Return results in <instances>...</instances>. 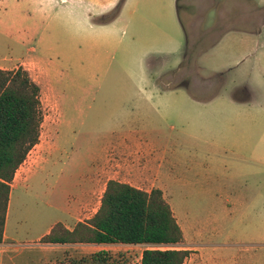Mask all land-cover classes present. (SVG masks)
I'll return each instance as SVG.
<instances>
[{
  "label": "rangeland",
  "instance_id": "obj_1",
  "mask_svg": "<svg viewBox=\"0 0 264 264\" xmlns=\"http://www.w3.org/2000/svg\"><path fill=\"white\" fill-rule=\"evenodd\" d=\"M5 4L0 69L28 71L41 88L43 112L40 143L12 184L10 223L21 228L20 241L31 238L34 225L42 231L64 219L68 198L79 193L104 150L134 140L151 154L121 153L120 165L161 167L163 184L152 179L137 187L163 192L184 234L175 249L192 252L185 264H264V97L251 107L260 118L253 130L249 122L225 117L231 111L224 103L193 105L187 90L150 96L135 63L111 33L79 36L67 28L72 33L43 42V49L40 42L18 35L14 0ZM197 69L186 64L158 81L172 88L186 85L200 97L219 93L223 78L208 79ZM208 82L209 92L203 87ZM222 92L229 95V89ZM208 139L230 146L208 147L202 141ZM103 187L97 186L92 209ZM93 212L84 213L80 223L91 220ZM144 250L130 246L100 262L141 264ZM70 264L79 260L72 258Z\"/></svg>",
  "mask_w": 264,
  "mask_h": 264
},
{
  "label": "crops",
  "instance_id": "obj_2",
  "mask_svg": "<svg viewBox=\"0 0 264 264\" xmlns=\"http://www.w3.org/2000/svg\"><path fill=\"white\" fill-rule=\"evenodd\" d=\"M120 1L14 0L17 33L22 39L40 42L41 48L43 42L72 33L67 28H75L71 31L79 36L111 33L115 45L124 46L123 54L135 63L143 84L151 90L150 96L164 97L187 90L193 105L224 103L231 111L225 117L233 122H249L248 127L257 129L259 115L250 110L264 97V0H182L180 8L178 0H126L116 20L104 25L95 22L113 11ZM0 5L3 8L0 17H8L5 0H0ZM125 32L127 38L123 39ZM186 64L196 66L208 79L223 78L221 91L200 97L190 92L186 85L172 88L158 81L167 73H179ZM196 84H192L193 88ZM203 87L209 92L212 86L208 82V86ZM224 88L229 89V95H223ZM202 141L212 148L230 146L213 139ZM234 143L232 147L237 148L238 142ZM239 145L241 148L242 144ZM104 151L105 156L84 181L79 193L68 198L63 208L65 218L42 231L34 225V233L25 243L20 241L21 228L10 223L11 193L4 240L0 244V264H70L72 258L78 259L79 264H105L94 258L104 253L112 257L129 249L130 245L41 243L56 224L73 230L85 221L84 213L94 211L87 220L94 217L110 181L137 189H140L139 183L152 179H159L163 184L161 167L120 165L121 153L151 154L144 145L134 140L119 141L110 151ZM98 185L104 187L99 202L92 209Z\"/></svg>",
  "mask_w": 264,
  "mask_h": 264
},
{
  "label": "trees",
  "instance_id": "obj_3",
  "mask_svg": "<svg viewBox=\"0 0 264 264\" xmlns=\"http://www.w3.org/2000/svg\"><path fill=\"white\" fill-rule=\"evenodd\" d=\"M126 0L95 20L109 24ZM178 0L177 6L180 8ZM41 88L23 67L0 69V244L3 243L12 184L30 152L40 143L43 112ZM184 241L174 213L158 189L150 193L110 181L97 214L73 230L57 224L41 243L64 245L144 246L141 264H185L190 250L175 249ZM98 254L94 259L103 258Z\"/></svg>",
  "mask_w": 264,
  "mask_h": 264
}]
</instances>
